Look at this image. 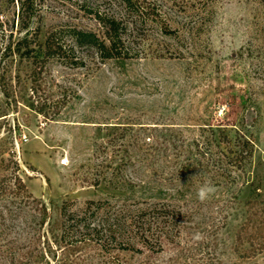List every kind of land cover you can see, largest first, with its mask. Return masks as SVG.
<instances>
[{
	"label": "rangeland",
	"instance_id": "1",
	"mask_svg": "<svg viewBox=\"0 0 264 264\" xmlns=\"http://www.w3.org/2000/svg\"><path fill=\"white\" fill-rule=\"evenodd\" d=\"M20 1L0 0V205L15 171L52 219L63 201L175 214L160 246L87 249V264H264V250L235 251L246 202L264 200V0H31L29 33L54 44L45 63L35 45L31 67L12 53ZM97 15L123 23L126 58L68 37L103 39Z\"/></svg>",
	"mask_w": 264,
	"mask_h": 264
},
{
	"label": "trees",
	"instance_id": "2",
	"mask_svg": "<svg viewBox=\"0 0 264 264\" xmlns=\"http://www.w3.org/2000/svg\"><path fill=\"white\" fill-rule=\"evenodd\" d=\"M123 2L128 6L131 3L130 0ZM31 6V0L20 1V30L23 34L12 50L20 61H26L30 67L38 58L37 54H33L35 45L39 53L45 55L42 56V63L51 57L48 53L54 47L51 44L53 34L48 35L44 43L36 44L34 40L37 41V32L29 33V23L24 20ZM96 18L104 30L103 39L100 40L92 32L74 28L68 30V37L76 44L94 46L103 59L126 58L127 54L117 50L123 23L114 16L101 18L97 15ZM4 50L10 52V43ZM34 84L30 80V91L35 92ZM22 99L19 97L20 101H24ZM26 106L40 114L41 109L33 101ZM58 113H44L43 117L51 121ZM248 141L247 145H250ZM247 154H252L251 148ZM11 175L9 190L2 192L4 204L0 205V264H87L83 258L86 257L87 249L110 255L113 250L133 249L137 243L146 247L150 243L160 246L163 231L175 215L170 212L160 214L159 205L131 206L126 203L112 213H103L101 201H87L76 212L70 209V202L63 201L58 208V216L52 219L47 207L31 196L15 171ZM2 189L4 187L0 186ZM246 205V216L235 234V251L247 246L253 253H260L264 250V200H250ZM25 208L32 212L30 220H27ZM176 213H180L179 210ZM51 253L52 258L49 260L47 255ZM206 263L211 264L209 260Z\"/></svg>",
	"mask_w": 264,
	"mask_h": 264
},
{
	"label": "clouds",
	"instance_id": "3",
	"mask_svg": "<svg viewBox=\"0 0 264 264\" xmlns=\"http://www.w3.org/2000/svg\"><path fill=\"white\" fill-rule=\"evenodd\" d=\"M217 192L216 186L210 181H205L204 184H202L198 190H197V199L200 202H205L206 200L210 199L212 195H214ZM203 239V236L201 233H195L193 235L194 241H199Z\"/></svg>",
	"mask_w": 264,
	"mask_h": 264
}]
</instances>
